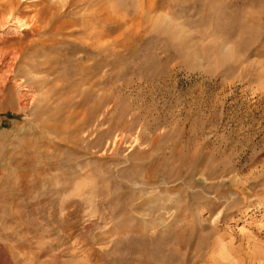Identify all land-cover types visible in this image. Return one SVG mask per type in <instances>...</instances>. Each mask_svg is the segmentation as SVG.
Wrapping results in <instances>:
<instances>
[{
    "label": "rangeland",
    "instance_id": "1",
    "mask_svg": "<svg viewBox=\"0 0 264 264\" xmlns=\"http://www.w3.org/2000/svg\"><path fill=\"white\" fill-rule=\"evenodd\" d=\"M12 1L0 0L8 25L23 20L0 33V264H140V247L153 264H166V250L172 264H264L255 49L233 64L230 44L199 38V14L181 1L150 18L175 26L184 58L144 47L151 0H127L118 30L107 22L99 40L84 34L90 3L50 21L61 0ZM82 41L103 42V57L87 58ZM213 41L224 64L213 63Z\"/></svg>",
    "mask_w": 264,
    "mask_h": 264
},
{
    "label": "bare ground",
    "instance_id": "2",
    "mask_svg": "<svg viewBox=\"0 0 264 264\" xmlns=\"http://www.w3.org/2000/svg\"><path fill=\"white\" fill-rule=\"evenodd\" d=\"M115 1H117V2H115ZM126 1L127 0H61V2H60V3H62V5L60 4L62 6V9H60L61 11L59 10V8L56 7L57 10L56 11L54 10L55 12L53 14L49 13L50 11L49 12L42 11V12L43 13H49L50 14L49 20L52 21L53 18H55V20H56L57 17L63 16V15L69 16V15L74 14V16H77L79 14V11L81 10V8L85 5H87L88 3H90L89 7L93 6L94 8L92 7V9H88V7L86 6V7H84V12H83L85 15V18L86 17L88 18V20H87L88 23H90L89 24L90 27L84 28V34H87V36H89V37H97V39L99 40L100 37H102L104 35V33H103L104 26L107 22H109L110 26H106L105 30H108L110 33L115 31V30H118L121 22L117 20V17H119L118 14H119L120 10H122L123 8L125 10H127V7H128L127 4L128 3ZM179 1H181L182 3L192 4L193 7H195L197 13L199 14V20H198L197 25H196L199 27L198 28L199 38L205 39V38H207V35H209V33H212L215 37H217V38L220 37V38H222V40L224 42L230 44V46H229L230 47V53H228V54L230 56V59L233 60V64L240 63V61H239L240 57L234 59L235 55L237 54V51L242 50L241 52L244 53V54L241 53L243 55V57H245V55H246V57H248L247 55L251 54L252 49H255L256 53L258 54V57L262 58V60L259 62V64H264V0H229V2H226L225 0H151L150 4L147 5L146 11H145V13H146L145 23L148 24V25H146L147 28L145 30V35L148 36V39L146 40V42H144L145 43L144 47L146 49L150 50V48H152L154 46L157 47V45H158L163 50H166L165 51L166 53H170V54L173 53L175 55L176 54L181 55L182 53L187 54L186 48L184 45L179 47L178 45H181L179 43L176 46V43H175L176 32L173 29V27H175V26H173V27L169 26V25L163 26L165 24L163 22L164 24L162 23L163 25L161 24L160 25L161 27H159L158 26L159 24L156 25L157 23L155 22V20L150 18V16H152L151 15L152 13L166 9V7H168L169 3H172V2L174 3V2H179ZM13 2H14V0L12 1V4H15ZM109 2H110V4H108ZM91 4H92V6H91ZM60 5H59V7H60ZM179 11H181V9H179ZM12 13L13 12H9L6 15L0 16V33L1 34L5 33L6 35H10L12 33V30L10 29V27L11 28L12 27L18 28L22 25L21 21H23V20H21V19H16V21H15L16 25H13V24L8 25L9 21H11L13 19V18L9 19V17H11L10 15ZM13 17L15 19V16H13ZM83 18H84V16H83ZM157 18H158V15H157ZM188 22L189 21H187V23ZM206 26L210 28V32H208L207 29L204 28ZM96 27L99 28V31H97V32L93 31V29H92V28H96ZM48 29H49V27H48ZM200 42H201V40H200ZM96 43L97 44L95 46H92L90 43L86 44V43H83V41H82V43L79 44L80 47L78 49L81 50L83 53H85L86 56H88L87 58H89V57L91 58L92 55H90V52L95 51V54H94L95 58L97 60H100L104 54L103 50H102L103 49L102 48L103 42L100 44L99 41H96ZM213 43H214V41H213ZM213 43L211 44L210 47H207L208 50L212 52V60L214 61L213 63L214 64L218 63L219 65H221V63L223 62L222 64H224L225 58H223V55H224L223 43H221V45H218V44H220L218 42H217L218 44L214 43V45H213ZM201 48H203V50H205V46L201 47ZM131 49H134V46H132ZM74 51H76V50H74ZM205 51H207V50H205ZM135 53H137V52H135ZM131 54H132V52H131ZM112 55H115V52ZM133 55H134V53H133ZM135 55H134V57H135ZM182 57L184 58V56H182ZM92 58H94V57H92ZM113 58H114V56H113ZM117 59H114V60H117ZM243 60H244V58H243ZM125 61H126V59H125ZM149 61L151 62L152 60H149ZM184 61L185 60H183V62ZM114 62L118 63V61H114ZM243 63H246L247 65L249 64L247 62V60ZM55 64H56V62H55ZM66 64H69V62H66ZM94 64H96V63H94ZM146 66H147V64H146ZM260 71H259V73H261ZM263 72L264 71H262V73ZM261 74H258V75H261ZM263 77H264V75H263ZM263 77H261V78L263 79ZM81 80H83V79H80L78 81H81ZM68 90H71L72 92H74V91H76V88L73 85V86H70V88ZM214 175H216V174H214ZM249 188H251V187H249ZM263 195H260V196H263ZM222 217H224V216H222ZM222 217H220V218H222ZM191 227L192 226H190V229H188V232H186V236H185V242L186 243H190L192 237L194 236L193 233L196 230V229H193ZM157 238L160 240L159 237H157ZM152 239L153 238H151V240ZM219 240H221V239H219ZM249 241H250V239H249ZM129 242H131V241H129ZM217 243H219V241ZM159 245L160 244H158V246ZM215 246H217V245H215ZM222 248L224 249V247H221V249ZM223 249H222V251H223ZM144 250H145V248H143V247L139 248V250L137 251L138 254L136 256V260L138 262H140V264H153L151 262L152 260H147L146 257H144V254H145ZM150 250H151V248H150ZM215 250H217V249L215 248ZM222 251H221V253H222ZM171 253H172L171 250H166V264H172L171 263V261H172ZM212 253H211V255H212ZM214 253H216V252L214 251ZM214 255H216V254H214ZM155 257H157V255H155ZM226 258L228 259L227 256H225V259ZM217 259L215 257V261ZM221 259H223V257L219 258L217 261H220ZM154 260L156 261L155 258H154ZM230 262H233V261H230ZM213 263H214V261H213ZM231 264H235V263L233 262Z\"/></svg>",
    "mask_w": 264,
    "mask_h": 264
}]
</instances>
